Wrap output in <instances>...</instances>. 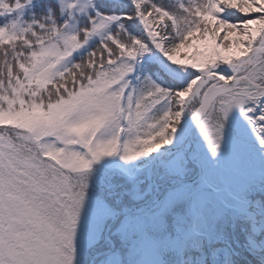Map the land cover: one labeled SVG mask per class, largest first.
I'll list each match as a JSON object with an SVG mask.
<instances>
[{
	"label": "snow or ice",
	"instance_id": "obj_1",
	"mask_svg": "<svg viewBox=\"0 0 264 264\" xmlns=\"http://www.w3.org/2000/svg\"><path fill=\"white\" fill-rule=\"evenodd\" d=\"M0 264H264V0H0Z\"/></svg>",
	"mask_w": 264,
	"mask_h": 264
}]
</instances>
